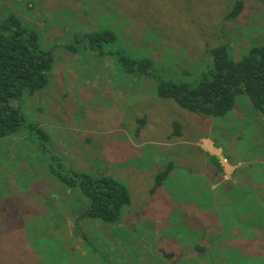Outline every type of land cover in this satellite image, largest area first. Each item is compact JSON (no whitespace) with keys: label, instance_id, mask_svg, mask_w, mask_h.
<instances>
[{"label":"rangeland","instance_id":"1","mask_svg":"<svg viewBox=\"0 0 264 264\" xmlns=\"http://www.w3.org/2000/svg\"><path fill=\"white\" fill-rule=\"evenodd\" d=\"M235 1L0 0V23L15 15L53 58L46 85L22 96L25 124L0 138V264H264L263 115L245 95L218 118L156 93L160 79L196 84L212 47L238 60L264 43V0L227 18ZM104 31L112 39L84 38ZM127 58L152 66L128 71ZM140 118L143 151L124 157L121 134L137 138ZM57 168L110 175L130 203L115 223L70 221L89 198Z\"/></svg>","mask_w":264,"mask_h":264},{"label":"trees","instance_id":"2","mask_svg":"<svg viewBox=\"0 0 264 264\" xmlns=\"http://www.w3.org/2000/svg\"><path fill=\"white\" fill-rule=\"evenodd\" d=\"M245 0H236L227 18L236 17L243 10ZM110 32L86 34L90 45L112 39ZM100 46V44H99ZM101 48V47H100ZM211 67L200 75L196 84L160 79L156 93L159 98L171 99L178 106L206 116H225L235 98L245 95L264 118V43L253 45L240 59L234 60L229 47L221 44L208 50ZM127 70L147 72L150 59L139 61L127 58ZM53 65L49 51L40 48L38 36L22 26L15 15L0 23V138L16 132L25 124L22 110L23 94L32 95L47 83V74ZM139 133L144 118L137 119ZM173 135L178 136L179 124L172 122ZM173 169L168 161L154 177L153 193ZM63 184L78 188L89 198V204L77 219H99L108 223L119 220L122 209L130 203L127 187L110 175L92 176L88 173L52 170Z\"/></svg>","mask_w":264,"mask_h":264},{"label":"crops","instance_id":"3","mask_svg":"<svg viewBox=\"0 0 264 264\" xmlns=\"http://www.w3.org/2000/svg\"><path fill=\"white\" fill-rule=\"evenodd\" d=\"M141 131V130H140ZM123 132V131H122ZM140 134H135V129L133 131V135H135L137 138H130V136H127L126 134L123 135L121 134V136H123V146L127 149V152L124 153V157H128L129 155H140L141 152L143 151L142 150V145L145 143L144 140H141L140 137H141V132H139ZM140 140V141H138ZM194 145L198 146V150L200 152H204L206 153L208 156H211V157H217V156H220V153H221V149H220V146L215 144L210 138L208 137H199L198 140L195 141H191ZM159 161V160H158ZM218 162H220V165L222 166L223 163H221V160L218 159ZM166 164V163H165ZM125 165V164H122V166ZM219 165V166H220ZM221 166H220V170H221ZM173 170V169H172ZM223 170V169H222ZM160 171V168L158 170H156L155 172H158ZM154 172V173H155ZM172 172V171H170ZM153 173V174H154ZM152 174V175H153ZM151 175V176H152ZM156 175V174H155ZM154 175V176H155ZM150 176V177H151ZM80 214V211H75V210H71V213H70V217L68 218V220L70 221H73L74 219L78 218Z\"/></svg>","mask_w":264,"mask_h":264}]
</instances>
